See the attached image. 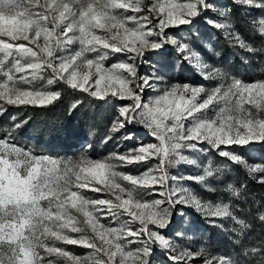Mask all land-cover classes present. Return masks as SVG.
<instances>
[{
	"label": "snow or ice",
	"instance_id": "6c2138e0",
	"mask_svg": "<svg viewBox=\"0 0 264 264\" xmlns=\"http://www.w3.org/2000/svg\"><path fill=\"white\" fill-rule=\"evenodd\" d=\"M201 18L248 53L264 42V0H0V117L10 119L0 128V264H153L158 251L169 264H264V239L250 237V221L264 225V196H250L244 181L229 183L224 171L238 166L264 188V157L245 158V146L264 142V78L249 82L215 66L173 31ZM158 51L219 83L141 74L146 53ZM56 85L110 104L109 134L131 142L130 126L139 125L151 139L124 151L118 144L103 158L88 154L91 144L75 159L33 155L15 140L26 121L6 106L44 107L60 98ZM205 152L223 158V168L187 154ZM181 163L200 174H170ZM186 180L212 193L223 184L228 202L204 201ZM179 205L229 222L231 247L173 243L167 229Z\"/></svg>",
	"mask_w": 264,
	"mask_h": 264
},
{
	"label": "rangeland",
	"instance_id": "374dc122",
	"mask_svg": "<svg viewBox=\"0 0 264 264\" xmlns=\"http://www.w3.org/2000/svg\"><path fill=\"white\" fill-rule=\"evenodd\" d=\"M183 2V0H181ZM214 15L213 13H209V16ZM207 18H201L197 20L191 26H182L179 29H174L173 31L177 32L180 36L188 37L190 34H197V31L200 26L204 27V29L212 31L216 30L210 27L206 23ZM217 31V30H216ZM218 32V31H217ZM220 35H223L221 32ZM190 42H193L187 39ZM194 43V42H193ZM202 43H204L207 49L215 50V52L220 53L221 47L219 45L218 38L211 39L207 35L202 39ZM195 46V44H194ZM210 46V47H208ZM213 52V51H212ZM219 55H215L217 57ZM147 63L143 64L140 68L141 74L151 73L156 71L157 74L162 75L165 80L171 78L174 81L188 82L193 85H201L199 82V78L204 79L200 72L195 67H189L180 63L176 57V55L171 51H158V52H148L146 53ZM184 66V72L182 71ZM182 67V69H181ZM264 78V70L261 73L254 74V79L251 80L249 78H243L245 81H254ZM207 87L205 84H203ZM53 87V90H56V86ZM151 94V93H149ZM52 104V103H51ZM106 104V103H105ZM50 105V104H48ZM46 105V106H48ZM110 108L111 113V121L113 120V108L110 104H106ZM8 107L9 116H16L18 121H26L23 126L16 132L15 140L19 147L24 148L26 151H30L35 156H50L57 159H68V158H77L81 152L86 151V145L91 144L92 148L88 151V154L93 158H103L108 156L109 153L117 151V145H121L119 148L120 151H124L127 147H130L132 144L143 141L148 142L151 138L147 135L146 131L139 125L130 126L134 127L136 131V140L125 143L122 140V133H111L109 134L108 129L111 124L105 130L101 137H89V136H81L78 139V142L74 144L73 148L64 150L63 153L58 155H52L44 150L36 149L33 145L29 144L28 137V123L29 117L26 115L29 106H6ZM10 124V119L8 116L0 117V128L7 127ZM111 135L112 139L108 140L105 143V138ZM259 143V142H254ZM253 144V143H252ZM251 145V144H250ZM238 148L240 146H235ZM192 158H205V164L208 159L213 160L217 163L221 168H223L225 161L223 158H217L215 155H212L208 152L199 153V154H191ZM264 157V155L257 153L254 149H250L246 154L245 158H252L250 162H259L260 158ZM127 171L128 169H122ZM170 174L172 175H184V176H196L200 174V171L196 169L194 166L185 165L183 163L176 165L171 168ZM227 176L230 178L228 180L229 183L237 181L236 178L232 177L230 167L224 169ZM221 180H224V176L220 177ZM185 183L195 189L198 193H200L202 199L204 201H210L212 203L218 202L220 199H223L225 203L228 202V196L223 192L224 185L216 183L215 186L220 189V191L216 193L208 192L207 190L200 187V185L194 180H186ZM88 196L92 198H97L100 194L95 192H88ZM253 224L252 231L250 233V237L253 241H259L262 239L264 234L261 231V228L258 227L259 221H250ZM220 225H223L221 227ZM230 227V223L224 220L223 218H216L215 220L205 216L202 212L198 211L196 208L190 205H179L173 216V223L168 232V238L175 244L179 245L181 248H188L190 250L196 251L201 246L210 247V249L214 250L216 248L225 249L230 248L231 244L228 240V235L226 234L224 229ZM180 233L181 235H177ZM191 237V239H189ZM58 246L66 247L78 255H83L84 253L90 251L87 249L79 248L71 245H62L57 242ZM153 264H169V260L167 255L163 251H158L153 257ZM202 264V261H201Z\"/></svg>",
	"mask_w": 264,
	"mask_h": 264
},
{
	"label": "trees",
	"instance_id": "16d2710c",
	"mask_svg": "<svg viewBox=\"0 0 264 264\" xmlns=\"http://www.w3.org/2000/svg\"><path fill=\"white\" fill-rule=\"evenodd\" d=\"M197 34L185 37L194 42L195 46L203 49L207 57L217 67H222L239 78L254 79V74L264 70V42L256 40L253 46L257 49L254 53L233 47L216 30H206L200 26ZM207 35L209 38H218L221 47L219 56L215 57L211 49H207L202 39ZM183 67V69H182ZM181 69L184 72V66ZM201 84L212 88L219 83L218 80L200 79ZM56 90L61 92L58 100L44 107L29 106L27 116L29 144L36 149L44 150L52 155L63 153L64 150L73 148L81 136L101 137L111 124L110 108L103 102L91 97L87 93L70 89L64 85H56ZM76 105L73 108V105ZM254 149L257 153L264 155V142L253 143L245 146V154ZM232 177L237 181L248 184L249 195L259 199L264 196V188L253 181L246 180L244 169L229 164ZM264 234V225L258 223ZM264 239V236L262 237Z\"/></svg>",
	"mask_w": 264,
	"mask_h": 264
}]
</instances>
